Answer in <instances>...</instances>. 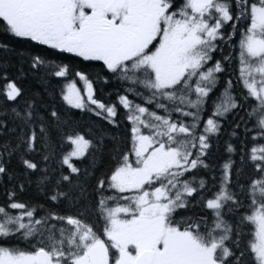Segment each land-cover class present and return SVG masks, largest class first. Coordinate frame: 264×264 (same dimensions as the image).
Listing matches in <instances>:
<instances>
[{
  "label": "snow or ice",
  "instance_id": "6c2138e0",
  "mask_svg": "<svg viewBox=\"0 0 264 264\" xmlns=\"http://www.w3.org/2000/svg\"><path fill=\"white\" fill-rule=\"evenodd\" d=\"M0 29L100 62L97 79L120 86L117 101L97 99L83 70L73 73L83 94L72 80L62 100L117 128L123 109L130 125L100 176L105 136L66 132L57 172L46 122H70L39 93L21 105L23 89L7 84L0 264H264V0H0ZM44 64L31 55L32 69ZM57 67L68 81L70 66ZM248 165L256 175L242 180ZM33 176L39 195L22 200Z\"/></svg>",
  "mask_w": 264,
  "mask_h": 264
},
{
  "label": "trees",
  "instance_id": "16d2710c",
  "mask_svg": "<svg viewBox=\"0 0 264 264\" xmlns=\"http://www.w3.org/2000/svg\"><path fill=\"white\" fill-rule=\"evenodd\" d=\"M230 30V29H229ZM7 45V47H5ZM36 51H41L45 56V64L39 70H34L30 67L31 55ZM230 49H225V53ZM67 64L70 66L68 73V81L64 78L55 77L52 73L58 70V65ZM238 69V64L233 63L229 67V72L233 73ZM6 70V71H4ZM78 70L87 72L90 78L95 81L94 88L95 96L97 99L103 101L106 104L115 103L117 101L116 91L119 89V85L114 81H110L107 84L102 83L97 79V74L101 73L100 62H84L82 58L72 56L70 54H59L56 50L48 49L46 46L37 45L36 42H30L22 38H16L10 33L4 32L0 29V105L3 104L4 96L2 93L6 91L7 84L10 82H16L19 87L23 89V98H18L19 103L22 105L24 100L32 96L34 93H39L43 96L46 106L54 107L60 114L61 120L69 121V125L64 128H57L54 121H47L46 126L48 128V136L50 142L55 150L56 158L52 162V167L59 172L61 165L59 160L62 154H66L71 151L70 142L64 138L65 133H70L73 129H77L82 133H91L93 138L103 135L105 136L106 147L103 150L102 156L97 154V171L96 175L100 176L108 171L112 165L110 159V153L112 148L118 147L120 150H126L127 138L129 135L130 125L125 120V110L120 109L119 113V127L110 126L107 122L103 121L100 117L95 116L93 113L71 108L66 102L62 100L61 88L66 86V83L75 82L78 84L80 80L78 77H74L73 73ZM227 78V77H224ZM235 80V74L232 76ZM237 93L240 92V86L236 87ZM11 103V102H9ZM15 106V105H14ZM43 111V110H42ZM243 113H241L242 115ZM3 112L0 111V116ZM11 115V114H10ZM39 132V130L37 129ZM230 131V129H227ZM117 137V140L112 141V137ZM229 140L227 134L220 137L218 146L213 151V157L219 158L225 155V141ZM233 143L238 145V142L233 138ZM38 158V157H37ZM91 159V157H89ZM234 159L239 161V156H235ZM74 163H77L81 168L88 164V160H85L81 164L76 159H73ZM11 167L14 170H19L18 163L13 160ZM67 171V166H63ZM256 173L253 171L251 165H248L244 169V174L241 177L242 180H246L250 177H254ZM37 177L33 176V184L26 188V191L22 200H31L38 197V193L35 187V181ZM94 184L95 181H91ZM4 186L0 185V203L4 201ZM191 213H181V215H190ZM180 217L177 216V219ZM230 221L233 219L238 223L239 215H229L226 217ZM245 233L248 232V228H244ZM247 236H245V242Z\"/></svg>",
  "mask_w": 264,
  "mask_h": 264
},
{
  "label": "rangeland",
  "instance_id": "374dc122",
  "mask_svg": "<svg viewBox=\"0 0 264 264\" xmlns=\"http://www.w3.org/2000/svg\"><path fill=\"white\" fill-rule=\"evenodd\" d=\"M77 87L80 88L81 93L83 94V89H84L83 81L80 80V83L77 84ZM73 159H76V158H73Z\"/></svg>",
  "mask_w": 264,
  "mask_h": 264
}]
</instances>
